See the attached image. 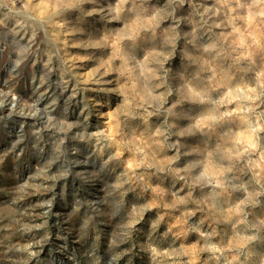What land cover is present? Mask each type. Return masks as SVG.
<instances>
[{
	"label": "clouds",
	"instance_id": "clouds-1",
	"mask_svg": "<svg viewBox=\"0 0 264 264\" xmlns=\"http://www.w3.org/2000/svg\"><path fill=\"white\" fill-rule=\"evenodd\" d=\"M76 17L108 55L84 78L107 103L85 100L76 153V125L52 129V171L59 182L94 169L88 182H107V194L79 204L68 222H80L48 255L53 234L12 194L0 205V264H135L137 247L147 264H264V0H0V63L22 75L39 43L74 34ZM97 110L107 124L93 128Z\"/></svg>",
	"mask_w": 264,
	"mask_h": 264
},
{
	"label": "rangeland",
	"instance_id": "rangeland-1",
	"mask_svg": "<svg viewBox=\"0 0 264 264\" xmlns=\"http://www.w3.org/2000/svg\"><path fill=\"white\" fill-rule=\"evenodd\" d=\"M70 29L74 34L69 35L68 30L63 33H52V38L39 43V57L35 63H30L22 75L13 78L2 63H0V91L7 99L0 106V205L9 201L14 193L23 197L22 207L33 210L34 221L37 226H44L52 236V243L46 255L53 250L60 251V242L65 235L72 232V219L81 202L95 203L93 197L107 194V182L91 184L88 181L95 176L94 169H80L66 180L57 182V176L64 175L59 169L52 171L55 156L60 152V138L53 128L64 123L74 124L76 128L69 134L72 141L71 151L76 153L77 145L84 141L88 134L86 127H81L80 122L87 120L85 114V100L107 103L106 98H101L95 87H85L84 78L108 60V55L100 52L95 47V29L92 25L83 26L79 18H73ZM51 57L50 69L45 68V63ZM107 71V69H105ZM96 124L105 125V111L97 110L91 113ZM110 114L108 119H110ZM87 147V145H84ZM39 153L44 158L38 159ZM91 152H85L77 160L78 163H87ZM134 161L126 160L127 166H132ZM82 172H87V177L77 179ZM157 184L152 185L146 196V203L154 200ZM165 186L167 181H165ZM179 185L175 190H179ZM183 194V193H181ZM155 220V215H150L143 229V236L137 241L138 245H145L150 236V226ZM174 215L164 225L166 230L175 223ZM87 222V218L84 219ZM105 223V221H101ZM75 233H72L71 242L75 243ZM189 247L194 248L195 242L190 241ZM135 264H147L141 248L137 247Z\"/></svg>",
	"mask_w": 264,
	"mask_h": 264
}]
</instances>
